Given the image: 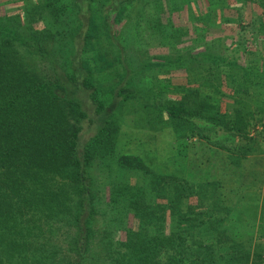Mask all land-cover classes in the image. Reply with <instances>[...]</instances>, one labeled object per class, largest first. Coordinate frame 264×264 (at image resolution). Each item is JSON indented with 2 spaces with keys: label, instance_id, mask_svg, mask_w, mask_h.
Returning a JSON list of instances; mask_svg holds the SVG:
<instances>
[{
  "label": "trees",
  "instance_id": "1",
  "mask_svg": "<svg viewBox=\"0 0 264 264\" xmlns=\"http://www.w3.org/2000/svg\"><path fill=\"white\" fill-rule=\"evenodd\" d=\"M136 1L40 0L25 12L28 25L17 15L0 17V264H247L242 242L228 237L219 221L201 219L208 212H194L189 203L184 208L194 195L186 180L154 175L140 156L115 155L116 127L94 74L102 68L97 62L105 61L103 41L126 58L114 40L110 15H122ZM162 1L177 9L184 0ZM231 16L224 14L221 21L237 23ZM39 22L42 29L33 26ZM236 29L226 50L241 52L245 63L209 52L211 47L200 52L207 63H201L200 79L212 89L193 88L191 80L189 89L180 88V99L163 104L176 131L192 135L193 118L244 139H250V130L264 128V28ZM253 40L263 46L254 50ZM32 55L42 62V73L29 66ZM87 121L96 130L85 139ZM96 161H113L152 178L149 190H116L128 200L127 213L143 225L123 227V240L114 238L107 222L101 232L94 229L100 210L89 169ZM167 217L170 229L162 233ZM182 222L198 233L181 229Z\"/></svg>",
  "mask_w": 264,
  "mask_h": 264
},
{
  "label": "rangeland",
  "instance_id": "2",
  "mask_svg": "<svg viewBox=\"0 0 264 264\" xmlns=\"http://www.w3.org/2000/svg\"><path fill=\"white\" fill-rule=\"evenodd\" d=\"M156 2L136 1L122 15H110L114 19V40L126 58H121L116 45L110 47L103 41L105 61L97 62L102 68L94 74L95 83L102 93L106 115L111 113L107 117L116 127L115 155L140 156L154 175L186 180L194 195L185 200L184 208L189 203L195 207L194 212H208L209 216L201 214L200 218L219 221L228 237L241 241L247 264H264V128L250 130V139H244L205 119L193 118L191 135L185 129L176 131L162 109L166 101L180 99V88L189 89L191 80L193 88L212 89L210 82L200 79V69L205 68L201 63H207L200 61L203 57L199 53L206 47H211L209 52L221 51L226 60L237 58L239 64L245 63L241 52L235 55L233 49L226 50L230 48V31L235 27L247 30L250 26L263 30L264 0H184L177 9L162 0ZM38 3L40 0H0V17L17 15L28 25L25 12L35 10ZM224 14L237 18L238 24L223 23ZM157 17L161 20L157 21ZM164 23L168 26L167 37L161 38ZM48 24L52 30L58 27L52 20ZM33 26L42 29L43 25L39 22ZM175 28L178 32L174 35ZM262 46L261 40H256L252 48L259 50ZM91 55L92 52L89 58ZM177 59L183 60L180 67L168 63ZM188 59H194L195 64ZM28 64L37 74L44 71L42 62L33 55ZM126 80L128 83L124 84ZM85 126L87 139L96 129L91 121ZM89 173L100 210L94 222L97 233L107 222L114 238L123 240V227L135 230L143 226L127 213L128 200L116 190L126 186L131 190L148 189L151 177L123 170L113 161H96ZM167 218L162 233L169 232L171 223ZM180 228L191 229L195 234L199 231L187 222H182ZM148 231L153 234L155 229L150 227ZM98 250L97 247L92 252Z\"/></svg>",
  "mask_w": 264,
  "mask_h": 264
}]
</instances>
